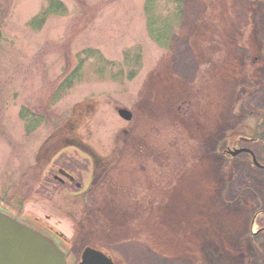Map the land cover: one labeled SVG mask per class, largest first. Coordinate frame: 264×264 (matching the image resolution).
Listing matches in <instances>:
<instances>
[{
    "label": "rangeland",
    "instance_id": "374dc122",
    "mask_svg": "<svg viewBox=\"0 0 264 264\" xmlns=\"http://www.w3.org/2000/svg\"><path fill=\"white\" fill-rule=\"evenodd\" d=\"M1 1L0 209L69 264H264V0Z\"/></svg>",
    "mask_w": 264,
    "mask_h": 264
},
{
    "label": "water",
    "instance_id": "95a60500",
    "mask_svg": "<svg viewBox=\"0 0 264 264\" xmlns=\"http://www.w3.org/2000/svg\"><path fill=\"white\" fill-rule=\"evenodd\" d=\"M120 116L131 120L126 108ZM0 264H68L66 251L49 236L16 216L0 210ZM79 264H113L100 250L86 247Z\"/></svg>",
    "mask_w": 264,
    "mask_h": 264
},
{
    "label": "flooded vegetation",
    "instance_id": "af4514ba",
    "mask_svg": "<svg viewBox=\"0 0 264 264\" xmlns=\"http://www.w3.org/2000/svg\"><path fill=\"white\" fill-rule=\"evenodd\" d=\"M54 3H56V5L58 4L60 7H63L64 5H63V2L62 1H60V0H54ZM1 6H2V1L0 0V18H1V14H2V9H1ZM40 20L42 19V17L41 18H39ZM1 20V19H0ZM0 26H1V23H0ZM1 29V28H0ZM1 39H2V31H1ZM1 41V40H0ZM81 62H82V60L80 61V62H78V64L80 65L81 64ZM72 80V76L71 77H69V76H66V79H64V82L66 83V84H68V83H70V81ZM26 108V106H22L21 108H20V117H21V119H22V121L24 122L23 124H24V129H25V131H26V129L27 130H30V129H37L38 127H39V124H38V122L37 123H35V124H33V125H29V126H26V124H27V122H28V119L29 118H44L43 116H41V114H38L36 111H32V114L30 113V111H29V113L30 114H25L24 113V109ZM26 120V121H25ZM73 121H70L69 123V126L70 125H72L73 123H72ZM261 122H263V124H264V116H263V119H262V121ZM54 135V134H53ZM64 141H66V142H68V143H74V142H76L77 144L79 143L77 140H73V135L71 136V135H69V134H67V136H66V138H64L63 139ZM60 142V140H58V142L55 144V145H52V144H49V140L46 142V144H43V145H41L40 146V148H39V154H38V156H37V159H42V158H44L45 156L47 157V159L49 158V160L51 161L52 159L54 160L55 158H51L50 159V155L54 152V151H56L57 149H59V148H61L62 146H63V143H59ZM80 144V143H79ZM78 147V146H77ZM80 147L82 148V147H84V146H81L80 145ZM57 148V149H56ZM52 151V152H51ZM230 151H231V148L229 149V153H230ZM242 152H244L245 154H248L249 152L248 151H242ZM63 153V150H60V151H57L56 152V154L58 155V154H62ZM55 154V155H56ZM40 155H42L41 157H40ZM55 155H54V157H55ZM56 155V156H57ZM56 160V159H55ZM60 162V163H59ZM57 163H59V164H57V167H56V169L53 167L52 169H53V171L50 173L51 174V178H49V177H46V179H45V182H44V184H43V189H44V191L45 192H47V193H49L51 190H52V186H57V185H59L60 186V188H65V187H69V186H74V187H76V188H79L78 189V192H80L81 191V189H82V191L84 190V187H83V184L81 183V181H79L78 182V179L79 178H83V174H82V172H80L79 171V168L77 167V166H73L74 167V169L75 170H70L69 169V166H68V164H65L64 165V163H63V161H58ZM101 164H103L104 165V163H103V161L101 160V159H99V160H94V165L96 166V168L99 166V165H101ZM57 171V172H56ZM71 177H73L74 179H72ZM79 177V178H78ZM100 178L99 177H97V176H94L93 177V180L91 181V183L93 182V183H95L96 182V180L98 181ZM56 182V183H55ZM85 186H86V184H85ZM65 189H67V188H65ZM89 190H91V188L89 189ZM81 191V192H82ZM75 192H77V190H75ZM263 217H264V215H263ZM116 264V263H115Z\"/></svg>",
    "mask_w": 264,
    "mask_h": 264
}]
</instances>
